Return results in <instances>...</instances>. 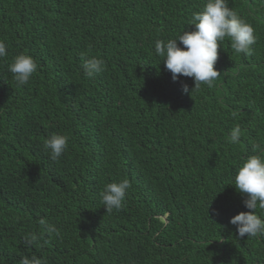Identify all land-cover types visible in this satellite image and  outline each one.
Returning <instances> with one entry per match:
<instances>
[{
    "label": "trees",
    "instance_id": "obj_1",
    "mask_svg": "<svg viewBox=\"0 0 264 264\" xmlns=\"http://www.w3.org/2000/svg\"><path fill=\"white\" fill-rule=\"evenodd\" d=\"M205 3L0 0V264H264V238H239L230 223L249 211L235 169L264 153V0H228L254 28L255 51L225 38L212 87L174 81L154 49L194 30ZM21 52L38 67L17 87L8 64ZM82 55L105 70L85 77ZM53 133L68 137L56 161L44 147ZM122 179V207L106 213L100 192ZM30 232L40 238L28 245Z\"/></svg>",
    "mask_w": 264,
    "mask_h": 264
},
{
    "label": "clouds",
    "instance_id": "obj_2",
    "mask_svg": "<svg viewBox=\"0 0 264 264\" xmlns=\"http://www.w3.org/2000/svg\"><path fill=\"white\" fill-rule=\"evenodd\" d=\"M188 25L194 26V30H184L175 38L154 42L155 53L163 58L164 66L171 72L174 81L184 76L193 79L194 88L202 83L212 87L221 74L215 64L221 42L225 38L230 41L231 48L236 53L247 56L254 54V28L229 7L228 0H206L202 10L192 13ZM7 55V45L0 41V58ZM37 67L31 55L21 52L8 64V71L13 74L17 87H21L30 82ZM80 67L85 77L94 78L105 70V61L97 56L82 55ZM194 88L190 90L188 85H183V91L190 95ZM240 136L241 128L236 125L230 130L231 143H238ZM44 147L53 161L59 160L67 150L68 137L53 133L45 139ZM232 185L240 194L246 196L243 203L249 209L230 220L236 226L238 237L247 235L248 238H264V219L256 211L258 208L264 210V153L257 152L246 156L235 169ZM130 187L128 179L107 183L103 187L100 198L106 213L122 207ZM39 225L48 234L59 235L57 227L45 218L39 220ZM39 238L36 232H30L25 236V242L31 245ZM20 264H46V261L31 255L22 257Z\"/></svg>",
    "mask_w": 264,
    "mask_h": 264
}]
</instances>
